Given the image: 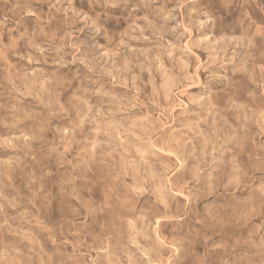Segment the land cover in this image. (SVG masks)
<instances>
[{"label": "clouds", "instance_id": "1", "mask_svg": "<svg viewBox=\"0 0 264 264\" xmlns=\"http://www.w3.org/2000/svg\"><path fill=\"white\" fill-rule=\"evenodd\" d=\"M205 251L264 264V0H0V264Z\"/></svg>", "mask_w": 264, "mask_h": 264}, {"label": "rangeland", "instance_id": "2", "mask_svg": "<svg viewBox=\"0 0 264 264\" xmlns=\"http://www.w3.org/2000/svg\"><path fill=\"white\" fill-rule=\"evenodd\" d=\"M212 6L215 7V4H213ZM118 12H119V10H115L114 14H117ZM234 17H235V13H233V17L232 18L226 19V21H225V30H231V28L233 27L232 21H234ZM114 23H115V21H111L110 22V26L112 24H114ZM9 26H11V25H9ZM245 83L246 82L241 81V84L239 85V87H243L245 85ZM229 235H230V233L225 231V232H222L219 236H216L215 238L217 240H225V239L229 238ZM204 247L206 249V246H204ZM201 250H202L201 247L198 245L197 248H196V254L199 255ZM205 254L208 257V264H216V260H217V257L219 256V253H213V252L205 251ZM194 259H195V257L192 256L191 254H189V256L187 258L188 264H191V262Z\"/></svg>", "mask_w": 264, "mask_h": 264}]
</instances>
